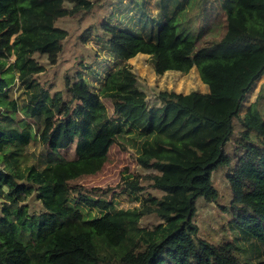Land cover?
Listing matches in <instances>:
<instances>
[{
	"label": "trees",
	"instance_id": "obj_1",
	"mask_svg": "<svg viewBox=\"0 0 264 264\" xmlns=\"http://www.w3.org/2000/svg\"><path fill=\"white\" fill-rule=\"evenodd\" d=\"M186 1L160 0L164 19L144 20L142 34L105 20L109 69L90 70L96 86L81 71L65 74L51 93L33 55L54 65L68 36L56 22L82 20L92 1L0 0V264H264L243 263L233 241L198 237L193 222L197 197L217 200L211 174L221 169L231 227L264 247L263 85L240 115L264 73V0H221L225 32L199 47L202 32L181 15ZM138 54L157 75L196 67L208 92L159 91L160 104L148 108L127 64ZM103 137L131 149L146 171L123 177L124 188L142 195L137 208L115 209L105 199L111 188L74 184L105 165L96 151ZM32 141L42 153L28 164ZM143 182L160 195L144 194ZM30 196L39 212L30 211ZM82 208L101 214L85 218ZM146 216L156 218L151 229L140 224Z\"/></svg>",
	"mask_w": 264,
	"mask_h": 264
},
{
	"label": "rangeland",
	"instance_id": "obj_2",
	"mask_svg": "<svg viewBox=\"0 0 264 264\" xmlns=\"http://www.w3.org/2000/svg\"><path fill=\"white\" fill-rule=\"evenodd\" d=\"M93 3L92 10L82 20L77 18H62L56 22V26L67 31L68 36L63 43V50L56 63L50 65L45 55L34 54L33 57L44 66V71L37 78L45 85H51V93L62 89L63 76L73 75L81 71L89 81L97 85L93 80L90 70L105 71L111 65V59L103 44V32L101 24L109 20L121 28H126L133 33L142 34L145 30L142 23L146 19L163 20L160 0H90ZM66 5L70 6V4ZM184 18L191 22V28L196 33L202 32L197 47L210 41L218 40L225 32V12L221 6V0H187L183 7ZM90 29L89 38L83 42L81 35ZM13 62V57L7 63ZM127 64L136 75L137 87L146 97L147 105L155 107L160 104L157 100L159 91H173L187 94L189 92H204L208 86L200 79L199 71L192 67L188 72L168 71L157 75L150 64L149 56L138 54L129 59ZM264 86V73L252 84L248 90L240 111L242 116L247 107L255 100L256 94ZM11 97H16L15 87L11 88ZM110 107V105H108ZM111 109V108H110ZM236 130L239 128L235 123ZM231 144L227 143L226 150H230ZM96 151L105 155V165L101 171L92 175L79 177L74 184L85 187L111 188L105 199L112 201L115 209H132L140 206L141 196L134 200L133 194L124 188L123 177L132 175L135 178L141 170L131 149L123 150L117 143H112L108 137L100 138L96 143ZM26 153L29 157L28 164L36 163L37 157L42 153L39 143L32 141ZM211 180L217 189L219 196L215 202H207L202 197L194 200L195 216L193 222L197 225V236L213 244L223 241H233L240 248L238 257L243 263L264 261V247L253 239L242 237L239 229L232 224L233 215L222 209L230 202V191L224 171L217 169L212 172ZM145 185V193L160 195V193ZM143 194V195H144ZM136 195V196H137ZM27 204L31 212H39L40 204L33 196L28 197ZM1 206V201H0ZM85 218L100 215L97 210L82 208ZM157 223L154 216H146L140 220L143 227L151 229Z\"/></svg>",
	"mask_w": 264,
	"mask_h": 264
},
{
	"label": "crops",
	"instance_id": "obj_3",
	"mask_svg": "<svg viewBox=\"0 0 264 264\" xmlns=\"http://www.w3.org/2000/svg\"><path fill=\"white\" fill-rule=\"evenodd\" d=\"M206 92H208V90L207 91L205 90L204 92H201V93H206Z\"/></svg>",
	"mask_w": 264,
	"mask_h": 264
}]
</instances>
